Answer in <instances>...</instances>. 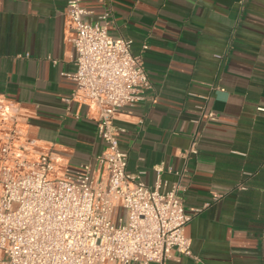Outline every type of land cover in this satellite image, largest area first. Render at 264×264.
I'll return each instance as SVG.
<instances>
[{"label": "crops", "instance_id": "1", "mask_svg": "<svg viewBox=\"0 0 264 264\" xmlns=\"http://www.w3.org/2000/svg\"><path fill=\"white\" fill-rule=\"evenodd\" d=\"M67 2L0 0V100L20 107L15 146L29 158L52 154L57 176L81 173L105 150L97 109L74 98ZM82 6L91 22L110 14V35L133 40L151 82L114 124L127 172L177 189L193 215L184 235L194 257L166 264H264V0ZM11 127L0 122V134Z\"/></svg>", "mask_w": 264, "mask_h": 264}, {"label": "built area", "instance_id": "2", "mask_svg": "<svg viewBox=\"0 0 264 264\" xmlns=\"http://www.w3.org/2000/svg\"><path fill=\"white\" fill-rule=\"evenodd\" d=\"M83 1L67 2L75 31L71 79L74 98L98 111L105 150L81 173L57 176L52 154L29 158L15 146L20 107L0 100V122L12 124L0 134V264H166L194 257L184 235L193 215L177 189L163 192L160 179L149 187L129 174L120 149L116 113L151 88L143 60L133 54L132 39L110 35L109 13L89 21ZM196 149L195 141L190 152ZM120 207L124 218H118Z\"/></svg>", "mask_w": 264, "mask_h": 264}, {"label": "rangeland", "instance_id": "3", "mask_svg": "<svg viewBox=\"0 0 264 264\" xmlns=\"http://www.w3.org/2000/svg\"><path fill=\"white\" fill-rule=\"evenodd\" d=\"M125 217V211L122 207H120V210L118 211V218Z\"/></svg>", "mask_w": 264, "mask_h": 264}]
</instances>
